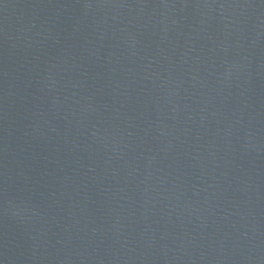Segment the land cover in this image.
I'll list each match as a JSON object with an SVG mask.
<instances>
[{
    "label": "water",
    "instance_id": "obj_1",
    "mask_svg": "<svg viewBox=\"0 0 264 264\" xmlns=\"http://www.w3.org/2000/svg\"><path fill=\"white\" fill-rule=\"evenodd\" d=\"M0 264H264V0H0Z\"/></svg>",
    "mask_w": 264,
    "mask_h": 264
}]
</instances>
